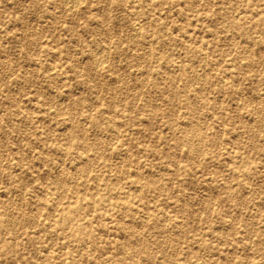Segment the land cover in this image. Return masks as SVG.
Wrapping results in <instances>:
<instances>
[{
  "label": "clouds",
  "instance_id": "1",
  "mask_svg": "<svg viewBox=\"0 0 264 264\" xmlns=\"http://www.w3.org/2000/svg\"><path fill=\"white\" fill-rule=\"evenodd\" d=\"M0 264H264V0H0Z\"/></svg>",
  "mask_w": 264,
  "mask_h": 264
}]
</instances>
